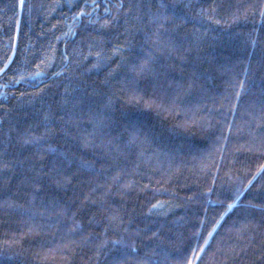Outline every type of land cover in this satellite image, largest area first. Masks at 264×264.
Masks as SVG:
<instances>
[{
    "label": "trees",
    "instance_id": "obj_1",
    "mask_svg": "<svg viewBox=\"0 0 264 264\" xmlns=\"http://www.w3.org/2000/svg\"><path fill=\"white\" fill-rule=\"evenodd\" d=\"M0 264H264V0H0Z\"/></svg>",
    "mask_w": 264,
    "mask_h": 264
}]
</instances>
